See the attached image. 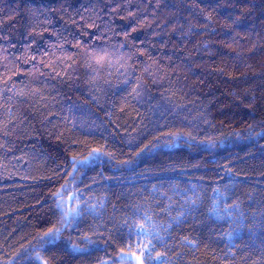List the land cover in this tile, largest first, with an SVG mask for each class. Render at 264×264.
Masks as SVG:
<instances>
[{
    "label": "trees",
    "instance_id": "1",
    "mask_svg": "<svg viewBox=\"0 0 264 264\" xmlns=\"http://www.w3.org/2000/svg\"><path fill=\"white\" fill-rule=\"evenodd\" d=\"M140 245L264 264V0H0V264Z\"/></svg>",
    "mask_w": 264,
    "mask_h": 264
},
{
    "label": "snow or ice",
    "instance_id": "2",
    "mask_svg": "<svg viewBox=\"0 0 264 264\" xmlns=\"http://www.w3.org/2000/svg\"><path fill=\"white\" fill-rule=\"evenodd\" d=\"M133 30H135V29H133ZM91 55H92L93 59L97 60V63L99 62V59L103 58V57H100L98 59L96 57L95 53H92ZM74 170H75V167H74ZM59 195L60 194L58 193L57 196H59ZM71 200H72V198L69 197V201H71ZM193 203H195V201H193ZM58 207L61 208V213H62L60 226L59 227L53 226L45 234V235L50 236L52 238L59 237L61 232L64 230V228L69 226L78 216L82 215L84 212V209L80 207L78 199L76 200V206L75 207H72L71 203L67 204V206H61L58 204ZM151 231H152L151 228L146 229L144 225H140L136 231V235L138 238L142 237L143 239L147 240L151 234ZM149 243H150V241H149ZM140 247L142 248V250H141L139 256H136L135 252L128 251L127 253H125L124 249H120V254H118L115 264H131V257H133V256L136 257L137 264H144V261L140 257L143 256L144 251H149V249L147 248L146 245H140ZM130 248H131V245H129V249ZM157 255H160V254L158 253ZM45 264H47V262H45Z\"/></svg>",
    "mask_w": 264,
    "mask_h": 264
},
{
    "label": "rangeland",
    "instance_id": "3",
    "mask_svg": "<svg viewBox=\"0 0 264 264\" xmlns=\"http://www.w3.org/2000/svg\"><path fill=\"white\" fill-rule=\"evenodd\" d=\"M80 195H82V193H77V194H75V198H74V201H73V203H72V207H75L76 206V200L78 199L79 200V204H80V207L81 208H83V209H88V210H92V211H94V210H96V209H98L99 208V205H100V202H98V201H93V200H90V199H86L85 198V196H80ZM82 197V198H81ZM63 202H64V200H63V198L61 199V203H62V205H63ZM67 204H69V201L67 202ZM140 254H138V253H136V256H139ZM143 261H144V259H143V257L141 256L140 257ZM41 263L42 264H45V262L44 261H42L41 260ZM103 264H115V263H112V262H105V263H103ZM131 264H137V261H136V257L135 256H133V257H131ZM144 264H145V262H144Z\"/></svg>",
    "mask_w": 264,
    "mask_h": 264
}]
</instances>
